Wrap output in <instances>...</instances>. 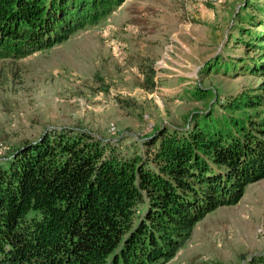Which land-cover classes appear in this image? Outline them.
<instances>
[{
  "label": "trees",
  "instance_id": "trees-1",
  "mask_svg": "<svg viewBox=\"0 0 264 264\" xmlns=\"http://www.w3.org/2000/svg\"><path fill=\"white\" fill-rule=\"evenodd\" d=\"M125 1L0 0V60L51 49ZM234 19V44L248 53L222 67L261 82L223 115L155 131L145 157L63 128L0 162V264H167L197 223L264 179V0H244ZM241 264H264V255Z\"/></svg>",
  "mask_w": 264,
  "mask_h": 264
},
{
  "label": "rangeland",
  "instance_id": "rangeland-1",
  "mask_svg": "<svg viewBox=\"0 0 264 264\" xmlns=\"http://www.w3.org/2000/svg\"><path fill=\"white\" fill-rule=\"evenodd\" d=\"M243 2L126 0L51 49L0 60V162L63 128L88 131L123 158L145 157L155 131L190 129L209 110L223 115V106L261 82L222 67L248 53L234 44ZM255 255H264V179L197 223L167 264H241Z\"/></svg>",
  "mask_w": 264,
  "mask_h": 264
},
{
  "label": "built area",
  "instance_id": "built-area-1",
  "mask_svg": "<svg viewBox=\"0 0 264 264\" xmlns=\"http://www.w3.org/2000/svg\"><path fill=\"white\" fill-rule=\"evenodd\" d=\"M194 3H201L205 5H217L221 2V0H190Z\"/></svg>",
  "mask_w": 264,
  "mask_h": 264
}]
</instances>
